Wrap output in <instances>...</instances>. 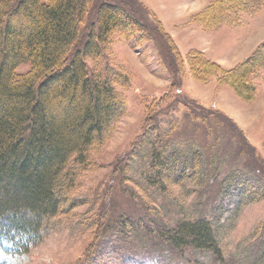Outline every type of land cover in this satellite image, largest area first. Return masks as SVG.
<instances>
[{
  "label": "rangeland",
  "instance_id": "374dc122",
  "mask_svg": "<svg viewBox=\"0 0 264 264\" xmlns=\"http://www.w3.org/2000/svg\"><path fill=\"white\" fill-rule=\"evenodd\" d=\"M138 1L161 22L182 56L180 86L172 89V76L154 43L112 35L108 62L87 64L108 66L127 113L80 171V184L70 192L73 210L49 221L36 241L1 234L0 264H264V179L250 169L255 156L245 155L250 145L264 161V70L254 79V96L244 99L229 85L197 81L186 59L200 51L228 69L255 59L264 51V7H249L239 24L220 23L211 30L193 17L213 0ZM184 102L217 111L231 125L212 121L213 126L210 120V136L204 123L188 115ZM153 124L178 159L174 177L180 179L166 190L144 178L153 176L147 158L156 136L149 131ZM122 213L133 222L154 220L161 228L183 218L208 219L220 237L223 258L209 251H175L141 225L121 236L109 219Z\"/></svg>",
  "mask_w": 264,
  "mask_h": 264
},
{
  "label": "trees",
  "instance_id": "16d2710c",
  "mask_svg": "<svg viewBox=\"0 0 264 264\" xmlns=\"http://www.w3.org/2000/svg\"><path fill=\"white\" fill-rule=\"evenodd\" d=\"M143 5L138 0H0V233L36 241L49 221L76 206L70 192L80 184V171L90 166L91 152L105 143L127 113L108 66L87 64L108 62L112 35L125 40L137 35L154 43L172 76V89L180 86L182 56ZM261 7L264 0H213L193 20L212 30L220 23L239 24L248 8ZM186 59L197 81L229 85L244 99L254 96V79L264 70V61L255 59L228 69L200 51L189 52ZM25 65L28 68L18 72ZM184 105L190 117L207 126L210 136L212 121L230 124L217 111ZM159 129L149 127L156 133L147 154L153 176L145 173L144 178L166 190L180 179L174 177L178 159ZM234 130L246 142L242 132ZM247 151L248 160L251 153L255 156L251 171L264 179V161L250 145ZM117 218L109 222L121 236L141 225L175 251H209L223 258L220 237L208 219L183 218L161 228L154 220L133 222L124 213Z\"/></svg>",
  "mask_w": 264,
  "mask_h": 264
}]
</instances>
